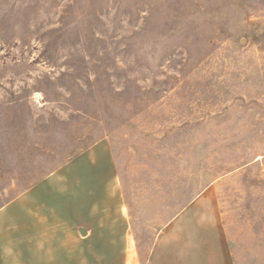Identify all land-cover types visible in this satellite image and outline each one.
Instances as JSON below:
<instances>
[{"label": "rangeland", "instance_id": "374dc122", "mask_svg": "<svg viewBox=\"0 0 264 264\" xmlns=\"http://www.w3.org/2000/svg\"><path fill=\"white\" fill-rule=\"evenodd\" d=\"M101 142L140 264H264V0H0V209Z\"/></svg>", "mask_w": 264, "mask_h": 264}, {"label": "crops", "instance_id": "0c3cea01", "mask_svg": "<svg viewBox=\"0 0 264 264\" xmlns=\"http://www.w3.org/2000/svg\"><path fill=\"white\" fill-rule=\"evenodd\" d=\"M113 181L101 142L0 209V264H140ZM196 238L167 226L143 264H234L225 239Z\"/></svg>", "mask_w": 264, "mask_h": 264}]
</instances>
